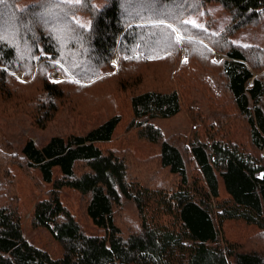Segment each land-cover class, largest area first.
Returning a JSON list of instances; mask_svg holds the SVG:
<instances>
[{
	"label": "trees",
	"instance_id": "trees-1",
	"mask_svg": "<svg viewBox=\"0 0 264 264\" xmlns=\"http://www.w3.org/2000/svg\"><path fill=\"white\" fill-rule=\"evenodd\" d=\"M263 19L264 0H0V117L25 114L44 130L72 99L89 106L69 112L106 116L17 154L0 129L3 195L16 196L0 208V264H264V251L225 231L241 224L264 239V58L232 39ZM201 73L218 75L222 97ZM194 91L224 116L204 123L205 139L165 138L154 120L179 114ZM122 131L155 156L107 147ZM16 170L43 193L27 218L59 256L27 239Z\"/></svg>",
	"mask_w": 264,
	"mask_h": 264
},
{
	"label": "rangeland",
	"instance_id": "rangeland-1",
	"mask_svg": "<svg viewBox=\"0 0 264 264\" xmlns=\"http://www.w3.org/2000/svg\"><path fill=\"white\" fill-rule=\"evenodd\" d=\"M217 11L218 10L215 12L217 13ZM222 15L223 12L218 11V13L213 16L214 20L217 21V18ZM232 39L242 45L246 50V53L253 51L260 54L261 58H264V19L256 25L247 27L242 31V33L236 34ZM186 53L187 52L183 50L181 55L182 59L186 57ZM220 59H222L221 56L218 54L214 55L213 60L215 62H219ZM263 62L264 61L262 59L260 62L263 64L262 68H260L259 73H255V75L264 74ZM112 65L114 67V71L112 72L113 74L117 70L118 56H115L112 61ZM200 77H203L213 88L215 91L214 94H220L222 97L219 88L220 79L217 74L201 73ZM63 79L64 77L62 76V80ZM68 80L74 81L71 78ZM73 100L74 99H72V103L66 102L64 106L61 107L54 120L48 124L44 130L34 127L31 118L25 114H19L13 117L1 116L0 129L2 130V135L5 137L7 144L12 148L14 154H17L19 148L25 140L31 139L37 145H42L46 143L51 136L67 135L70 133L84 134L92 126L106 118L103 111L95 113L91 119L85 118L84 115L76 113V111H71L72 113L69 112L71 107H75L81 112H85V108H88L89 106L86 101H80L76 104ZM194 116L197 117L196 121L193 119ZM223 116L224 113L222 111L219 109H212L210 105H207L200 92L194 91L192 93L191 100L188 101L187 104H182V109L179 114L169 119H156L153 123L162 131L165 138H173L177 135H183L185 140H189L192 135L201 134V138L205 139L206 129L203 126L204 123L206 124L205 126L210 124L216 126L218 119ZM198 121H200V123ZM234 133L235 137L241 141V136L243 134L241 126H236ZM131 134L124 133L123 131L118 133V137L111 144H108L107 147L116 148L121 154H124L123 152L132 151V153L141 160L152 159L158 150L157 146L138 141L134 137L133 133ZM258 156L264 162V149L258 153ZM15 174L17 177L12 179V181H16L18 189L16 195L19 193L18 195L20 196L21 206H23L24 210L27 212L24 220V232L27 239L34 245L48 251L53 257L59 256L61 252L59 245L52 240L50 235L45 230L32 228L30 226L29 219L27 218L33 201L38 197H41L43 193H38L33 189V182L23 178L21 170H16ZM160 180H162V178ZM156 181L159 182L158 180ZM162 181L165 182V180ZM3 192L4 181L0 177V208H6L9 204L13 206L16 196L11 195L10 198V195L8 194L4 196ZM74 200L73 202L70 201V207L72 211L76 213L78 222L86 232L93 233L95 230L84 215L81 199L76 198ZM240 226H242V228H240ZM225 231L229 233L231 232L232 234L235 231H240L242 235L237 237L235 240H237L239 245L243 246V248L248 250L264 251V239H262L256 231L248 229L241 224L234 223L227 224L225 226Z\"/></svg>",
	"mask_w": 264,
	"mask_h": 264
},
{
	"label": "built area",
	"instance_id": "built-area-1",
	"mask_svg": "<svg viewBox=\"0 0 264 264\" xmlns=\"http://www.w3.org/2000/svg\"><path fill=\"white\" fill-rule=\"evenodd\" d=\"M22 75H23V74H22L21 72H19V73L16 74V76H17L18 78H21ZM52 78H53V80H55V81H57V80H62V75H61L60 73H55V74L52 75Z\"/></svg>",
	"mask_w": 264,
	"mask_h": 264
},
{
	"label": "snow or ice",
	"instance_id": "snow-or-ice-1",
	"mask_svg": "<svg viewBox=\"0 0 264 264\" xmlns=\"http://www.w3.org/2000/svg\"><path fill=\"white\" fill-rule=\"evenodd\" d=\"M77 2H79V0H77ZM173 31H175V29H173ZM177 42H179V38H178V41ZM54 82L59 83L60 81H54Z\"/></svg>",
	"mask_w": 264,
	"mask_h": 264
}]
</instances>
